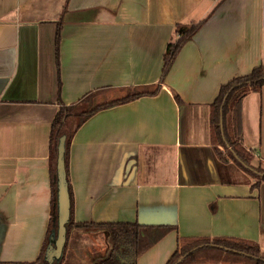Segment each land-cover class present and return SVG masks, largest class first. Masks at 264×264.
I'll use <instances>...</instances> for the list:
<instances>
[{
  "label": "crops",
  "instance_id": "0c3cea01",
  "mask_svg": "<svg viewBox=\"0 0 264 264\" xmlns=\"http://www.w3.org/2000/svg\"><path fill=\"white\" fill-rule=\"evenodd\" d=\"M201 20L162 80L176 25ZM262 63L264 0H0V264H34L46 243L60 103L157 84L74 132V222L173 226L136 264H166L180 236L252 239L264 254V181L219 157L210 121L221 86ZM242 145L264 168V86L243 99Z\"/></svg>",
  "mask_w": 264,
  "mask_h": 264
},
{
  "label": "trees",
  "instance_id": "16d2710c",
  "mask_svg": "<svg viewBox=\"0 0 264 264\" xmlns=\"http://www.w3.org/2000/svg\"><path fill=\"white\" fill-rule=\"evenodd\" d=\"M204 22L205 20H201L196 23H178L176 25V37L169 42L164 53L162 80L169 72L183 45L194 36ZM263 86L264 63L254 67L251 72L236 76L222 85L217 97L211 104L210 115L211 135L217 154L223 160H228L230 158L234 159L242 168L257 176L258 180L253 183L254 188L264 181V168L261 166L256 167L251 163L253 153L242 145L243 99L251 91H261ZM160 87V84H157L152 89L148 87L129 88L124 96L97 104L93 102V92L85 95L80 101L73 104L60 103L51 130L54 204L46 236V243L34 264H63L65 251L69 243V237L71 236V230L75 227L88 231H108L112 247H110V250L105 256L97 258L94 264H136L138 257L146 249L158 241L164 233L173 228V226L170 225H148L137 221L74 222L71 204V217L66 224L67 240L63 249V254L60 259L52 263L45 258L46 248L50 242V234L53 231H57L58 227L56 179L58 143L60 137L63 134L67 136L65 152L67 169L68 146L74 132L83 121L100 109L130 101L143 95L154 94ZM177 97L180 100L178 95ZM84 101H87V104L83 106ZM221 116L223 119V131L220 125ZM195 246H198L197 249L189 252L178 264L208 260H229L234 262L243 261L253 264H264V260L262 259V256H264L263 250L258 241L234 236H197L191 238L180 236L178 247L166 264H175L184 254Z\"/></svg>",
  "mask_w": 264,
  "mask_h": 264
},
{
  "label": "water",
  "instance_id": "95a60500",
  "mask_svg": "<svg viewBox=\"0 0 264 264\" xmlns=\"http://www.w3.org/2000/svg\"><path fill=\"white\" fill-rule=\"evenodd\" d=\"M221 129L223 131V119L220 120ZM66 134H63L58 143L57 155V210H58V227L57 231L50 234V242L47 245L45 258L52 263L60 259L67 240V222L71 217V195L69 190V181L67 177V169L65 162L66 152ZM236 156V154H235ZM237 157V156H236ZM250 166V165H249ZM251 167V166H250ZM195 246L186 254H184L175 264H178L189 252L197 249ZM264 260V256H262Z\"/></svg>",
  "mask_w": 264,
  "mask_h": 264
},
{
  "label": "rangeland",
  "instance_id": "374dc122",
  "mask_svg": "<svg viewBox=\"0 0 264 264\" xmlns=\"http://www.w3.org/2000/svg\"><path fill=\"white\" fill-rule=\"evenodd\" d=\"M253 165L256 167L261 166L259 164ZM105 232L107 234L101 233L99 230L95 232L79 227L73 228L65 251L63 264H91L90 261L92 259L105 256L110 250V247H112L109 233L108 231Z\"/></svg>",
  "mask_w": 264,
  "mask_h": 264
}]
</instances>
